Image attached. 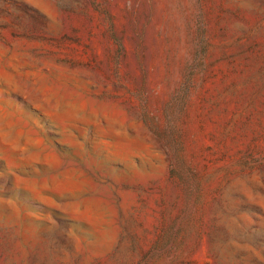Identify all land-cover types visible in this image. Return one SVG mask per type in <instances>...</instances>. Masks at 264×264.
<instances>
[{
    "label": "rangeland",
    "instance_id": "rangeland-1",
    "mask_svg": "<svg viewBox=\"0 0 264 264\" xmlns=\"http://www.w3.org/2000/svg\"><path fill=\"white\" fill-rule=\"evenodd\" d=\"M0 264H264V0H0Z\"/></svg>",
    "mask_w": 264,
    "mask_h": 264
}]
</instances>
